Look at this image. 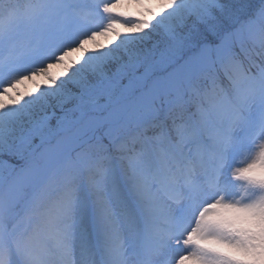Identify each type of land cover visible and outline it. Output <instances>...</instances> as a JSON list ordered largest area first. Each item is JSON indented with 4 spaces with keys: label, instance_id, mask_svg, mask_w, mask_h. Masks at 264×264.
<instances>
[{
    "label": "snow or ice",
    "instance_id": "6c2138e0",
    "mask_svg": "<svg viewBox=\"0 0 264 264\" xmlns=\"http://www.w3.org/2000/svg\"><path fill=\"white\" fill-rule=\"evenodd\" d=\"M108 2L0 0V96ZM133 36L0 105V264H264V0H171Z\"/></svg>",
    "mask_w": 264,
    "mask_h": 264
},
{
    "label": "rangeland",
    "instance_id": "374dc122",
    "mask_svg": "<svg viewBox=\"0 0 264 264\" xmlns=\"http://www.w3.org/2000/svg\"><path fill=\"white\" fill-rule=\"evenodd\" d=\"M170 4L171 0H115V3H111V0H109L107 6L101 5L91 24L95 31L89 37L80 39L78 44L66 48L58 55V57H61L67 53L65 55L66 59L63 58L60 65L61 69L65 68L67 70V74L65 77L61 76L60 81L58 80L57 90L68 81L78 80L82 75V69L99 73L102 62L106 58L111 57L112 53L118 49L123 50L135 38L133 34L145 29ZM81 56H86L88 61H83ZM70 67L74 68V72L69 71ZM39 70L45 73L47 69L43 66L39 67ZM54 70L57 69L54 67ZM30 77H32L34 86L27 83L23 87V91L29 94L28 96H32L41 88H43V91H40L34 100H29L27 103H34L35 100L42 99L46 94H52L49 89L56 85L54 78L51 79L48 74L44 76L43 80L39 77H33L32 74ZM20 91L12 88L7 97L0 96V101L9 102ZM252 173H258L257 178L264 180V167L258 170L253 169ZM251 214L260 217V220L264 222V210L253 211Z\"/></svg>",
    "mask_w": 264,
    "mask_h": 264
},
{
    "label": "bare ground",
    "instance_id": "6f19581e",
    "mask_svg": "<svg viewBox=\"0 0 264 264\" xmlns=\"http://www.w3.org/2000/svg\"><path fill=\"white\" fill-rule=\"evenodd\" d=\"M67 55V53L65 54ZM61 56V57H58L56 56L55 58V61L57 62H50V63H45L44 66L46 67V72H42L41 70H39V68H36L34 69V72H33V77H39L42 78V80L44 79V76L46 74H48L49 76H51L50 78L51 79H55V81L57 82L58 80L60 81L61 80V76H64L67 74V70L64 68V69H61V63L63 62V58H65L66 56ZM82 60L87 62L88 59L86 56H81ZM66 59V58H65ZM59 61V62H58ZM54 67L57 69V70H54ZM54 70V71H53ZM59 71V72H58ZM69 71L71 72H74V68L70 67L69 68ZM68 71V72H69ZM53 72V73H52ZM29 78L27 79V77H23L21 78L20 80H18L15 85L13 86V88L17 89V90H21L20 93H16L11 101L7 102V101H0V105H3V104H8V103H13L17 100H20L22 97L24 96H28L29 94L25 93V91H23V87L28 83V85L30 86H34V84L32 83V77H30V75L28 76Z\"/></svg>",
    "mask_w": 264,
    "mask_h": 264
}]
</instances>
